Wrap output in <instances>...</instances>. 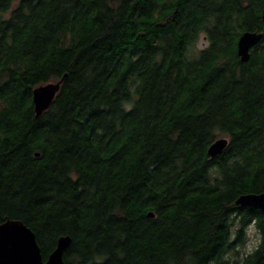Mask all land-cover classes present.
<instances>
[{"label":"trees","instance_id":"1","mask_svg":"<svg viewBox=\"0 0 264 264\" xmlns=\"http://www.w3.org/2000/svg\"><path fill=\"white\" fill-rule=\"evenodd\" d=\"M263 8L0 0V225L43 261L68 236L64 264H264V212L234 204L264 193ZM245 31L263 37L242 63ZM63 76L35 118L32 91Z\"/></svg>","mask_w":264,"mask_h":264},{"label":"water","instance_id":"2","mask_svg":"<svg viewBox=\"0 0 264 264\" xmlns=\"http://www.w3.org/2000/svg\"><path fill=\"white\" fill-rule=\"evenodd\" d=\"M264 23V8L260 15ZM261 32H243L236 43V55L240 62L247 63L250 51L262 40ZM65 78L55 83L39 86L32 91V103L35 118L46 111L60 89V83ZM228 145V140L219 138L207 149V155L213 159L222 154ZM235 206L249 207L264 212V193H249L239 196ZM152 216V214H149ZM71 239L68 236L59 237L55 249L43 261L40 248L34 233L18 220H8L0 225V264H64L63 255L70 247Z\"/></svg>","mask_w":264,"mask_h":264},{"label":"rangeland","instance_id":"3","mask_svg":"<svg viewBox=\"0 0 264 264\" xmlns=\"http://www.w3.org/2000/svg\"><path fill=\"white\" fill-rule=\"evenodd\" d=\"M201 35L202 34L199 35L198 39L194 43V46L191 48L192 49L191 51H193V50L197 51V50L204 47V43H207L205 38L203 40L201 39ZM203 35H205V34H203ZM248 235H249V237H248L247 241L245 242V246H244L245 251L252 250L257 243V236H256L255 231L252 228L249 229Z\"/></svg>","mask_w":264,"mask_h":264},{"label":"clouds","instance_id":"4","mask_svg":"<svg viewBox=\"0 0 264 264\" xmlns=\"http://www.w3.org/2000/svg\"><path fill=\"white\" fill-rule=\"evenodd\" d=\"M201 39L202 40L204 39V35L203 34L201 35ZM204 47H207V43H204Z\"/></svg>","mask_w":264,"mask_h":264}]
</instances>
